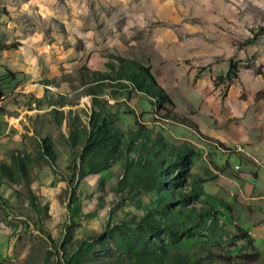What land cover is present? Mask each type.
<instances>
[{"label": "rangeland", "instance_id": "1", "mask_svg": "<svg viewBox=\"0 0 264 264\" xmlns=\"http://www.w3.org/2000/svg\"><path fill=\"white\" fill-rule=\"evenodd\" d=\"M114 57L150 67L174 102L166 108L172 121L142 96L111 88L103 96L121 105L123 130L138 119L171 143L196 147L194 203L211 213L206 225L153 234L143 221L154 197L117 194L119 163L84 176L79 160L71 164L69 126L87 125L91 113L79 71L106 72ZM251 134L264 135V0H0V264H132L138 253L164 264H179L178 256L264 264V217L254 204L264 176L255 184L252 174L246 189L251 166L237 152ZM15 151L31 159L27 181L1 170L14 171ZM215 199L227 218L210 211ZM236 227L257 250L236 238Z\"/></svg>", "mask_w": 264, "mask_h": 264}, {"label": "trees", "instance_id": "2", "mask_svg": "<svg viewBox=\"0 0 264 264\" xmlns=\"http://www.w3.org/2000/svg\"><path fill=\"white\" fill-rule=\"evenodd\" d=\"M113 59L115 60L106 63V72L90 71L88 68L79 71L81 82L86 87V94L90 97L91 113L87 125L79 128L73 123L69 126L71 164L79 160V175L84 176L101 172L119 163L122 178L117 194L126 192L129 197L142 195L143 199L144 195L150 192L154 197L153 207L145 210L150 218L143 221L153 234L161 231L176 234L183 230L188 233L198 226L206 225L211 213L200 209L194 203V198L200 196V191L193 184L199 183L201 179L191 173L193 159L197 156L196 147L188 141H183L179 145L171 143L156 132L154 127H146L138 119L135 130H123L118 124L121 105L119 102L110 104L108 98L103 96L106 95L105 90L109 88L124 91L123 96L126 98L142 96L150 101L153 111L155 109L160 118L172 121H175V117H171L172 111L166 108L167 106L174 108V102L157 82L150 67L132 59L121 57ZM59 112L56 109L51 112L58 125ZM122 113L127 114L125 111ZM39 144L43 154L49 158L52 166H55L57 155L51 139H40ZM219 144L216 143V146ZM27 160L31 159L15 151L12 155L14 171L8 166H2L1 170L11 180H14L16 172L27 181ZM71 166L70 170L74 172L75 166ZM171 185H177L178 191L171 193L168 190ZM217 203L218 200L210 211L218 210V218H227L224 205ZM236 232V238L257 250L246 230L236 227ZM178 259L179 264H202L198 260L191 261L187 256H178ZM161 260L160 258L158 261L154 255L138 253L135 254L132 264H164Z\"/></svg>", "mask_w": 264, "mask_h": 264}, {"label": "crops", "instance_id": "3", "mask_svg": "<svg viewBox=\"0 0 264 264\" xmlns=\"http://www.w3.org/2000/svg\"><path fill=\"white\" fill-rule=\"evenodd\" d=\"M201 123V122H199ZM242 125V124H241ZM206 134H208L209 136H213L212 134L206 132ZM245 142L247 143V146L244 148L241 145H239L237 147V152L241 153V157L244 159V161L250 165V169H248L247 171H243L245 173V178H242L246 181V189L248 187V183L247 181L251 180L252 178V174H256L257 178L254 179L255 184L258 183V181L260 179H262V177L264 176V135H249L244 137ZM217 140V139H215ZM218 141V140H217ZM227 141H231V140H227ZM220 142V141H218ZM231 144L235 145V140L234 143L230 142ZM241 149V150H240ZM226 162H228L232 167L233 165L229 162V160H226ZM222 178H225V180H227L228 183H230L231 185L236 186L235 181L233 180H228V178H226V176H220L219 180H217V182L219 183L220 180H222ZM213 183V181H212ZM257 186V185H256ZM255 186V190H261L257 189V187ZM241 189V188H240ZM239 189V191H240ZM253 189V188H252ZM237 192L238 195L240 192ZM255 210L256 212H260L263 217H264V196H258L255 199ZM264 230L263 228H258L257 231L262 232Z\"/></svg>", "mask_w": 264, "mask_h": 264}, {"label": "built area", "instance_id": "4", "mask_svg": "<svg viewBox=\"0 0 264 264\" xmlns=\"http://www.w3.org/2000/svg\"><path fill=\"white\" fill-rule=\"evenodd\" d=\"M240 150H241V149H240ZM239 168H240V167H238V166L236 167L237 170H238Z\"/></svg>", "mask_w": 264, "mask_h": 264}]
</instances>
